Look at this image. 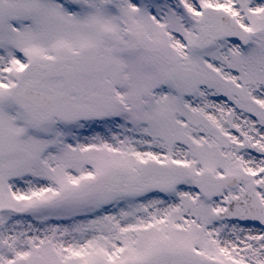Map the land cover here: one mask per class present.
<instances>
[{
    "label": "snow or ice",
    "instance_id": "obj_1",
    "mask_svg": "<svg viewBox=\"0 0 264 264\" xmlns=\"http://www.w3.org/2000/svg\"><path fill=\"white\" fill-rule=\"evenodd\" d=\"M0 264H264V0H0Z\"/></svg>",
    "mask_w": 264,
    "mask_h": 264
}]
</instances>
